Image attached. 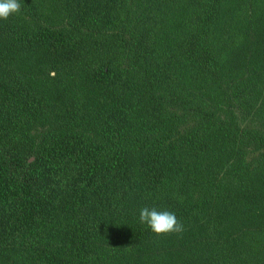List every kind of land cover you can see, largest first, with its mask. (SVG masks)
<instances>
[{
    "label": "trees",
    "instance_id": "1",
    "mask_svg": "<svg viewBox=\"0 0 264 264\" xmlns=\"http://www.w3.org/2000/svg\"><path fill=\"white\" fill-rule=\"evenodd\" d=\"M20 4L0 264H264V0ZM145 206L185 230L156 236Z\"/></svg>",
    "mask_w": 264,
    "mask_h": 264
},
{
    "label": "clouds",
    "instance_id": "2",
    "mask_svg": "<svg viewBox=\"0 0 264 264\" xmlns=\"http://www.w3.org/2000/svg\"><path fill=\"white\" fill-rule=\"evenodd\" d=\"M21 9L20 0H0V20H7L18 14ZM139 222L147 226L156 236L181 234L185 229L175 213L158 210L156 207H143L139 210Z\"/></svg>",
    "mask_w": 264,
    "mask_h": 264
}]
</instances>
